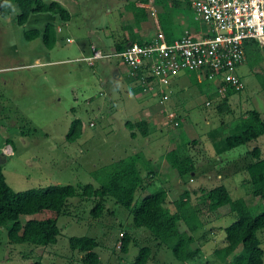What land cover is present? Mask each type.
<instances>
[{"label":"rangeland","instance_id":"374dc122","mask_svg":"<svg viewBox=\"0 0 264 264\" xmlns=\"http://www.w3.org/2000/svg\"><path fill=\"white\" fill-rule=\"evenodd\" d=\"M55 1L67 12L66 18L52 11H34L18 24L14 10L0 15V167L5 182L13 190L50 183L90 181L96 185L98 181L89 174L92 168L136 146L143 155L145 149L156 154L178 142L180 153L192 158L193 169L177 176L167 164L166 168L152 167L153 174L146 177L140 167L146 185L134 197L164 188L165 202L173 209L172 202L186 189V200L196 208L200 221L191 231L194 240L190 246L196 250L191 258L178 260L168 246L156 243L146 228L133 226L129 212L110 197L94 217L89 213L92 198L74 195L67 198L64 212L56 217L58 232L53 243L9 242L0 226V264H87L80 259L82 252L67 243L68 236L81 234L95 238L96 264H126L141 245L149 248L146 264H224L229 256L222 260L215 249L223 244L222 229L232 216L222 207L208 210L200 189L223 184L230 196L245 195L249 184L244 167L252 159L247 150L256 145L259 156H264V133L233 148L222 144L235 117L246 109L255 108L264 119V90L246 57L236 66L242 87L227 92V102L220 110L215 107L219 96L212 90L213 82L201 77L196 80L191 74L187 77L188 72L177 74L170 95L158 109L157 94L133 90L138 84L127 76L120 58L112 55L115 50L109 42L122 27V31L129 30L125 18L129 10L122 5L137 0ZM185 13L190 10L186 8ZM46 22L55 36L50 49L41 41ZM181 27L178 24V34ZM30 28L38 33L26 39L22 30ZM93 50L97 56H91ZM101 52L110 53L103 56ZM260 52L263 57L264 50ZM113 67L120 80L113 78ZM179 84L187 85L186 89L178 92ZM211 92L215 94L209 97ZM143 96L147 100L140 102ZM148 103L157 120L144 143L139 135H129L134 126L125 121L130 112ZM72 118L79 121L73 128L75 136L69 139ZM191 138L194 143L189 142ZM249 210H264V199L255 196ZM42 215L40 211L19 214L18 219L22 222ZM121 232L128 236L124 251L119 248ZM257 235L264 252V228Z\"/></svg>","mask_w":264,"mask_h":264},{"label":"trees","instance_id":"16d2710c","mask_svg":"<svg viewBox=\"0 0 264 264\" xmlns=\"http://www.w3.org/2000/svg\"><path fill=\"white\" fill-rule=\"evenodd\" d=\"M145 1V0H141ZM161 0H152V3H160ZM131 12V28L135 26L144 13V7L135 5L133 1L127 2ZM13 13L16 23L25 21L29 12L52 11L59 14L61 18L67 17L65 9L55 0H0V15ZM149 12V10H147ZM167 2L161 3V12H157L158 22L165 26L168 15ZM23 37L33 38L37 35V29H23ZM134 37H130V42ZM55 39L51 25L46 22L41 31V41L45 47H50ZM124 41L114 43V50L118 51L124 47ZM243 51L249 66L259 80L264 90V59L254 39L243 41ZM263 60L261 64L259 61ZM138 90L140 85L136 86ZM227 92L218 94L215 107L220 110L227 102ZM214 92L208 94L212 97ZM77 118L70 122L71 139L75 136L74 127L78 123ZM136 127L137 132L145 135L147 128L145 121H125ZM128 125V124H127ZM130 125V126H131ZM75 133V134H74ZM264 133V119L255 108L246 109L235 117L229 132L222 138L224 148H233L254 140ZM73 134V135H72ZM133 135V131H130ZM194 143V139H189ZM178 142L163 153L164 160L177 176L193 169L192 158L180 153ZM252 158L245 164V181L249 184L245 195L232 197L223 184H215L206 189L201 188L202 203L208 210L224 208L225 214L232 219L223 226V244L215 249V253L224 264H263L264 252L259 245L257 231L264 228V210L251 213L249 206L256 196L264 199V156H259V149L253 145L247 150ZM140 167L145 170V176L153 174L147 160L140 150L112 159L89 171L98 183L93 185L90 181L85 183H50L43 186H33L20 190H13L4 180L0 167V226L5 228L6 238L9 242H30L32 244L53 243L56 240L58 227L56 217L62 214L66 207L67 198L70 196L91 197L93 204L89 208L91 216H98L104 208V201L110 197L113 202L123 206L131 217L133 226L144 227L148 230L156 243H161L170 248L173 256L178 260H186L192 257L196 250L190 246L194 240L191 231L195 229L200 221L197 218L195 207L188 204L184 189L180 197L175 199L173 209L165 202L164 188L154 191H146L135 198L136 192L144 189L145 178L140 174ZM42 212L41 217L30 216L20 222L19 214H31ZM128 236L121 232L119 248L125 250ZM70 248L82 252L80 259L87 264H96L97 255L94 251L96 240L89 235H70L67 238ZM149 248L146 245L138 247L135 255L126 264H146ZM36 264V263H35ZM199 264H205L201 261Z\"/></svg>","mask_w":264,"mask_h":264},{"label":"built area","instance_id":"2783aa9c","mask_svg":"<svg viewBox=\"0 0 264 264\" xmlns=\"http://www.w3.org/2000/svg\"><path fill=\"white\" fill-rule=\"evenodd\" d=\"M195 29H184L170 40L158 30L112 54L125 65L127 76L142 89L167 100L177 74L193 73L213 82L217 94L242 87L236 73L245 54L243 41L264 45V0H188ZM264 50V49H263ZM92 52L91 56H97ZM264 59V54H263ZM147 88V89H146Z\"/></svg>","mask_w":264,"mask_h":264},{"label":"crops","instance_id":"0c3cea01","mask_svg":"<svg viewBox=\"0 0 264 264\" xmlns=\"http://www.w3.org/2000/svg\"><path fill=\"white\" fill-rule=\"evenodd\" d=\"M138 1H140V2H138ZM182 1H183L182 5L178 4V0H161L160 3H156V4L152 3V0L133 1V3L135 5H140V6L144 7V13L142 15V19L135 26L131 25V28H129L128 31H122L123 30V27H122L121 32H119L118 35H116L115 37L109 35L110 36L109 42L112 41V44H113L112 50H114V43L115 42L124 41L123 44L125 45V44L130 42V37H134L133 38L134 40H132V41H141L143 39L151 37L152 34H154L156 31L160 30L163 33L164 38L166 40H170L174 37L179 36V34H181L184 29H195L197 27V23L192 18V12H191V9L189 7L188 0H182ZM165 2H167V9L169 12H168V15H167L166 20H165V26L163 25V27H162V24L160 25V23L158 22V16L156 13L161 12V3H165ZM126 5H127V2L124 3L122 6H124L126 9L129 10V15L127 17H125V18H127L126 23L129 26L132 22L131 21L132 16H131V12H130L129 7H126ZM186 8H188L190 10L189 14L185 13ZM107 9L109 10V8H107ZM147 10H149V12ZM119 12L120 11H118L117 14H118V17L120 20L122 17L119 15L120 14ZM187 17H190L191 19L188 20ZM186 21H187V23H186ZM178 24L180 26H182L181 28H179V29H181L179 34H178ZM53 46H54V42L52 43V45L50 47H48V49L52 48ZM95 49H97V51H99V53H100L99 48H95ZM112 50H110V51H112ZM101 53L104 56L106 53H110V52H105V53L101 52ZM116 64L118 65V62ZM112 73H113V78L116 81L120 80V78H121L120 74L115 71L114 67L112 68ZM181 73H183V72H181ZM190 74L194 75L192 73H187V77L190 76ZM124 75H125V73H124ZM174 80H175V78H174ZM196 80H198L197 77H196ZM130 85H133V84L130 83ZM186 87H187V85H185V84H179L178 85V92L183 91L184 89H186ZM133 90L139 91L135 85H133ZM149 92L150 91H145V93L148 96L151 95V93H149ZM145 96L142 97L143 99H141L140 102L143 100L144 101L147 100L146 98H144ZM149 104H151V103L146 104L147 107L139 106V108L137 110H133L132 112H130L131 117L129 119V121H135V120H139V119L145 121V125L147 128L145 135H141L139 132H137L136 127H134L133 129L130 130V131H133V135H139L142 138V140L144 139L143 140L144 143L149 141V138L147 135L150 133V131L151 132L154 131V127H155L154 121L157 120V116L154 114V109H151L152 107H151V105L149 107ZM156 106L158 107V109L159 108L161 109L163 107V106H161V104L159 105V103H158V105L156 103ZM126 120H128V119H126ZM130 131H129V133H130ZM133 135H131V136H133ZM140 145H142V144H140ZM173 146L174 145H170V147H168V148H172ZM7 147L8 146H6V148ZM135 148L134 149L132 148L129 151V153L136 151L137 149H135ZM165 150H166L165 148H162L160 151H158L156 154H154L151 152L150 149H145V151L143 152L144 153L143 156L147 160L150 168H152V167H162V168L164 167V168H166L167 163L163 157V153Z\"/></svg>","mask_w":264,"mask_h":264}]
</instances>
